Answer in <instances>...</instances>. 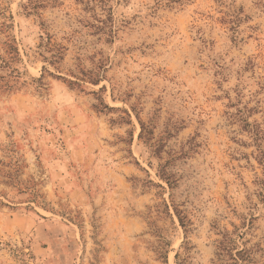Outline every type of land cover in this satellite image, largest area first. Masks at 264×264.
Wrapping results in <instances>:
<instances>
[{
    "label": "rangeland",
    "instance_id": "obj_1",
    "mask_svg": "<svg viewBox=\"0 0 264 264\" xmlns=\"http://www.w3.org/2000/svg\"><path fill=\"white\" fill-rule=\"evenodd\" d=\"M180 262L264 264V0H0V264Z\"/></svg>",
    "mask_w": 264,
    "mask_h": 264
},
{
    "label": "trees",
    "instance_id": "obj_2",
    "mask_svg": "<svg viewBox=\"0 0 264 264\" xmlns=\"http://www.w3.org/2000/svg\"><path fill=\"white\" fill-rule=\"evenodd\" d=\"M176 213H177V212H176ZM178 219H179V222H180V226H181L182 228H184V227H185V224H184L183 220H182L181 218H178ZM176 258H178V255H176ZM179 264H182V263L180 262Z\"/></svg>",
    "mask_w": 264,
    "mask_h": 264
}]
</instances>
